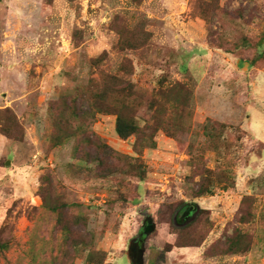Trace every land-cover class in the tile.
<instances>
[{
    "label": "rangeland",
    "instance_id": "374dc122",
    "mask_svg": "<svg viewBox=\"0 0 264 264\" xmlns=\"http://www.w3.org/2000/svg\"><path fill=\"white\" fill-rule=\"evenodd\" d=\"M263 35L264 0H0V111L14 114L0 135V233L12 244L10 264L65 256L45 199L75 204L67 217L80 218L77 230L106 253L104 264L138 263L136 247L144 264H264ZM123 37L145 46L131 50ZM124 65L144 95L142 127L153 123L149 105L163 100L162 89L179 82L192 92V115L176 120L169 110L141 156L135 137L118 136L116 116L84 121L60 111L67 96L86 111L80 92H100ZM80 125L95 143L139 158L145 180L127 163L98 160L80 134L56 145ZM105 167L116 173L101 177ZM201 187L213 194L200 196ZM182 205L197 214L178 222ZM150 221L156 230L146 236ZM239 230L251 249L233 255ZM83 249L65 263L90 264Z\"/></svg>",
    "mask_w": 264,
    "mask_h": 264
},
{
    "label": "trees",
    "instance_id": "16d2710c",
    "mask_svg": "<svg viewBox=\"0 0 264 264\" xmlns=\"http://www.w3.org/2000/svg\"><path fill=\"white\" fill-rule=\"evenodd\" d=\"M122 44L124 47L131 48V50H139L145 46L144 42L135 43L134 41L126 40L123 37ZM259 45L264 47V35L259 41ZM124 49V48H123ZM105 59V56L95 60L96 63L102 62ZM264 59V53H259L257 61ZM120 74V75H119ZM117 75H106L103 83V88L100 92H91V90L83 89L80 93L81 96L88 102V107L86 111H80L77 106H75L77 98L75 97H64L62 102L59 105H62L66 114L71 113L72 116L78 120H87L88 118H95L98 114H107L114 115L117 117L116 131L118 136L122 140H129L132 137L136 138V143L134 145V151L138 156H141L143 152L148 148H154L156 145L155 137L158 132L165 127V120L169 110L174 117V119L179 120L180 118L185 117V113L192 115L191 110V101H192V92L183 85L182 83H175L169 89H162L160 95L163 100L154 99L149 108L153 112L154 121L151 124H147L146 127L140 125L138 115L140 111L145 107L144 95L136 91L134 84L129 79L132 76L130 68L126 65L123 66L121 72ZM10 115L12 114L11 110L0 111V120L4 122L0 129L1 134H9L10 132ZM67 120V119H66ZM65 120V121H66ZM68 121H66L67 123ZM15 126L18 125V121L15 119ZM68 124V123H67ZM80 134L83 138V141H86L88 144H94L97 150V159L102 160L107 163L109 159L115 158L119 164L127 163L129 168L135 173L134 176L138 177L141 181L145 180L146 170L140 163L139 158H130L123 156L116 151H114L108 145L102 143L101 139H98V142L95 143L92 139V136L89 133V130L84 126L80 125L76 127L75 132L71 133L67 130L64 135H62L56 145H60L64 140L72 138ZM132 160V161H131ZM103 161V160H102ZM113 166H115L113 164ZM116 172L111 171L110 167H105L104 173H101V177H108ZM200 196L211 193L210 189L204 190L202 187L199 191ZM41 206L46 209L52 216H56V228H59L60 234L63 235L64 240L57 241V244L63 249L65 256L54 264H66L65 259L70 256L71 252L77 253L80 252V248L83 247L85 252H89V261L90 264H104L106 261V253L94 251L92 249L94 243L92 236L88 237V240H83L84 235H82L77 228L81 224L80 218L77 216L67 217L69 211L75 206V204L64 203L60 204L56 201L50 199H45L44 204L41 203ZM40 206V207H41ZM189 205H182V208L178 211L176 219L178 222L186 221L191 216L197 214L195 213L194 208L190 209ZM189 212V213H188ZM189 215V216H188ZM199 216V215H198ZM241 223L247 224V222L242 221ZM86 238V237H85ZM199 243H191L190 245L181 244L180 248L188 247H199ZM12 244L8 239H4L3 235L0 233V260L4 259L6 262L4 264H10L6 257V253L11 250ZM251 249V239L250 235L239 230L236 231V235L233 236L229 241L228 252L233 255H238L242 253H247ZM96 257L101 258L100 263L92 261ZM58 260V259H57Z\"/></svg>",
    "mask_w": 264,
    "mask_h": 264
},
{
    "label": "water",
    "instance_id": "95a60500",
    "mask_svg": "<svg viewBox=\"0 0 264 264\" xmlns=\"http://www.w3.org/2000/svg\"><path fill=\"white\" fill-rule=\"evenodd\" d=\"M9 164L10 163H8V165ZM148 224L149 225H147V227L144 229V234L146 236H149L150 234L154 233V231L156 230V225H154L153 221H150ZM131 251H132V254L134 253V256H136V258H138V263L140 262V264H144V261H143V252L141 251L140 255L138 256V253H137V251H136L135 248L134 249H131ZM138 263H137V260H136L135 261V264H138Z\"/></svg>",
    "mask_w": 264,
    "mask_h": 264
},
{
    "label": "flooded vegetation",
    "instance_id": "af4514ba",
    "mask_svg": "<svg viewBox=\"0 0 264 264\" xmlns=\"http://www.w3.org/2000/svg\"><path fill=\"white\" fill-rule=\"evenodd\" d=\"M190 209H192V208H190ZM189 213V212H188ZM137 248H139V247H136V251H137V253H138V256L140 255V253H141V250H140V248H139V251H138V249ZM134 249V248H133Z\"/></svg>",
    "mask_w": 264,
    "mask_h": 264
},
{
    "label": "crops",
    "instance_id": "0c3cea01",
    "mask_svg": "<svg viewBox=\"0 0 264 264\" xmlns=\"http://www.w3.org/2000/svg\"><path fill=\"white\" fill-rule=\"evenodd\" d=\"M130 257H131L130 259H132V257H133V256H132V251H131V253H130ZM132 261H133V260H132ZM134 263H135V262H134Z\"/></svg>",
    "mask_w": 264,
    "mask_h": 264
}]
</instances>
